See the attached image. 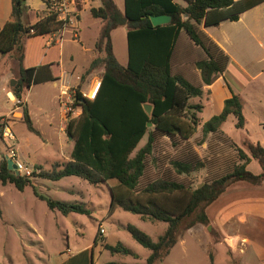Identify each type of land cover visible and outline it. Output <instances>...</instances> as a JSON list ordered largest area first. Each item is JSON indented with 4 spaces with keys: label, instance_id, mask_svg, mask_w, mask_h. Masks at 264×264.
<instances>
[{
    "label": "trees",
    "instance_id": "1",
    "mask_svg": "<svg viewBox=\"0 0 264 264\" xmlns=\"http://www.w3.org/2000/svg\"><path fill=\"white\" fill-rule=\"evenodd\" d=\"M24 1L10 0L9 17L0 27L1 61L6 60V67L12 60L16 64L12 73L15 84L13 87L8 84V88L19 101L32 85L58 80L52 74L51 64L30 68L22 66L25 40L52 36L64 24L57 19L56 13L47 8L46 0L45 14L29 23ZM99 1L100 6L89 9L90 17L102 22L94 44L97 55L81 75L80 84L90 73L102 69L100 86L93 100L82 97L80 84L69 90L71 107L79 109L78 115L68 116L63 129L66 137L72 140L70 161L50 170L35 167L31 177L27 178L8 171L4 157L0 160V183L12 184L22 191L35 177L53 182L76 177L91 186L108 185L114 181L113 185H108L111 196L109 211L118 207L138 216L141 221L166 225L155 242L132 225L124 227L137 244L149 251L143 263L132 264H157L176 245L179 231L188 230L195 224H208L205 209L231 184L245 182L256 186L264 181V149L258 144L248 143L249 156L232 146L236 157L231 163L226 162L224 174L220 173L194 188L190 187L191 181L185 180L191 173L204 168L203 161L187 147V142L198 129L197 115L202 104L189 101L201 98L202 87L211 85L221 76L228 63V57L203 29L216 27L223 21H236L241 13L264 0H180V3L176 0H123V11L112 0ZM150 15L169 16L170 22L152 26L148 19ZM119 27L126 28L125 66L114 56L110 38V33ZM181 32L202 53V57L193 63L199 72L198 83L189 82L172 72L174 45ZM143 105L151 106L149 115ZM20 106L21 120L27 131L38 136L25 106ZM229 115L236 120L235 128L241 129L244 124L242 104L235 95L223 101L219 114L202 124V138L220 132V126ZM144 137V144L137 148ZM161 139L167 140L179 156L157 157L161 152L156 147ZM251 159L260 166L259 174L246 169ZM165 163L173 171V179L164 176L168 173L163 169ZM151 168L155 171L150 173ZM148 176L155 178L141 185ZM38 198L49 210L58 211L63 216L88 214L78 204L43 196ZM104 249L111 254L133 256L119 244L115 247L104 245Z\"/></svg>",
    "mask_w": 264,
    "mask_h": 264
},
{
    "label": "rangeland",
    "instance_id": "2",
    "mask_svg": "<svg viewBox=\"0 0 264 264\" xmlns=\"http://www.w3.org/2000/svg\"><path fill=\"white\" fill-rule=\"evenodd\" d=\"M114 2L117 7L122 8L123 0H114ZM76 3L78 11L83 9L79 28L84 29L88 25L86 21L89 19L88 9L100 6V1L76 0ZM24 5L27 8V15L29 13L41 14L45 8L44 0H25ZM74 22L72 21L71 25L64 29L63 35H57V39L61 36L67 40L69 34L76 33ZM97 22L99 21L97 20ZM82 32L84 33V30ZM94 33L95 24L89 26L83 41L81 36L79 37L80 41L74 40L70 43L63 41L65 52H71L74 56L73 62L67 60L68 56L62 57L65 68L79 74L88 65V58L93 56V53L83 51L82 47L90 46L92 43L90 36ZM181 33L185 35L183 32ZM45 39V36H40L25 40L26 50L27 47L29 48L26 52L29 57L26 56L25 64L33 65L35 57L44 49ZM111 42L117 61L125 66L127 63L125 29L118 28L112 32ZM14 65L16 66L13 60L9 61L8 69L10 70ZM99 77L100 72L97 70L90 78H95L94 80L98 81ZM12 79L15 78L12 76ZM8 82L10 83V80ZM85 82L81 85L84 86ZM86 89L85 85L81 91L87 92ZM24 94L30 117H38L39 111L53 114L54 120L50 126L39 127L40 136L27 131L25 124L22 121H17L18 117H21L22 107L20 105H24L23 99L16 109L18 115L8 114L2 118L8 120L10 123L8 129L16 138L13 146L16 149L18 160L29 168L33 166V160H36L34 163L38 160L45 168H50L46 162L47 159H45L44 149L46 146L44 144L50 140V144H52L50 148H56L59 137H61L58 125L60 112L56 101L57 91L51 88V85H32ZM1 95L0 114L6 113L5 110H14L15 102L10 103L4 93ZM200 99H192L190 103H197V100L200 101ZM13 100L16 101L15 98ZM62 102H66V100ZM65 107L64 105L63 111L66 110ZM63 116L67 120L69 115L64 113ZM70 117L73 116L70 115ZM38 126L40 125L38 124ZM144 142L145 137L142 138L137 148L141 147ZM187 147L204 163V168L185 178L186 181H191V188L212 180L220 173L224 174L226 162L231 163L236 157L235 148L226 141V137L220 132L202 138L200 128H198L187 142ZM156 148L161 152L157 157L167 155L168 158H175L179 156L176 149H172L165 139L159 140ZM6 152V144L0 139V160L6 156ZM32 155L35 158L33 160L30 157ZM165 165L163 169H166L168 173H165L164 176L173 179L175 177L173 171L167 166V163ZM153 171L155 168L150 169V173ZM148 177L141 181V185H144L150 178H155ZM113 183L114 181H111L108 185L111 186ZM108 185L91 186L76 177H66L54 182L35 177L31 179V185L19 191L12 184L2 185L0 183V264H28V262H36L34 260L37 256L41 260H46L47 255H53L55 262L66 260V264H90V260L92 264L143 263L149 255V251L137 244L124 230V227L132 225L148 235L152 242H155L157 237L163 233L166 225L160 222L141 221L138 216L124 212L118 207L109 211L111 196ZM34 193L51 200L81 205L88 214L70 213L63 216L58 211L48 210L45 202ZM207 211L210 219L215 221L216 225L217 222L224 221L226 214H223L220 202L211 204ZM99 226L104 228L105 235H98ZM233 228L236 231L239 230L238 226H233ZM242 234L248 236L251 241L246 247L243 243H239V239L226 242V239L223 240L210 224H195L188 230L179 231L176 245L157 264H264V261H260L255 255L252 243L255 242L253 237L256 235L249 232ZM104 244L110 247L119 244L131 251L135 258L131 255L111 254L104 249ZM68 260L69 262H67Z\"/></svg>",
    "mask_w": 264,
    "mask_h": 264
},
{
    "label": "crops",
    "instance_id": "3",
    "mask_svg": "<svg viewBox=\"0 0 264 264\" xmlns=\"http://www.w3.org/2000/svg\"><path fill=\"white\" fill-rule=\"evenodd\" d=\"M112 1L115 4L114 0ZM176 2L180 3L181 1L176 0ZM115 6L117 7L116 4ZM123 7L124 3L121 9L119 7L117 8L120 11H123ZM81 11H79L77 20L73 23L75 24V28L77 30L75 36L72 37V34H69V38H67V40H64L60 36V38L53 44L50 43L51 36H45L46 41L43 45L44 49L39 53L38 56L35 55V62L32 66L25 64L26 56L29 57L28 53H26L29 48L27 47L26 50V46H24L22 61V66L24 68L51 64L53 76L58 77V80L54 82H45L33 85H51V88H54L57 91L56 101L59 105L60 112L58 116V125L60 132L59 136H61L59 137L60 139L56 148H50L52 145L50 144V140L44 144V146H46V149H44L46 153L45 159H47L46 162L50 168H45L38 160L34 163L36 160H33L35 158L32 155L30 157L33 160V166L31 167L33 169L35 167H41L43 170H50L53 166L57 165L58 167H61L70 161L72 140L66 137L63 130L65 126L64 124L67 122V120L64 119L63 116V104L59 101V94L61 90L68 89L69 92L70 88L77 87L80 84L81 75L84 74L92 59L97 55L94 50V44L102 26V22L99 19H93L89 15V19L86 21L90 27L95 24V33L94 35L90 36L92 39L90 46L88 48L82 47V49L85 52L93 53V56L88 58V65L79 74H75L74 70L70 71L65 68L64 58L62 57L66 58L68 56L67 60L73 62L74 56L71 52H65L63 41L69 43L74 40L80 41V36L83 41V37L86 36L87 30L89 29L88 25L85 26L84 29L81 28L84 30L83 33L79 28V23L81 21ZM9 14L10 0H0V27L8 19ZM41 14L33 15L29 13V15H27L28 22L31 20L29 23H33L37 16H42ZM97 20L99 22H97ZM119 28L125 29L126 36V28ZM203 31L206 36L211 41H213L228 57V63L226 64V69L221 76H219L211 85L202 87V98H194L198 100L200 99V101L197 100V102L202 104V110L197 115L199 119L198 128H200L202 124L212 116L221 112L224 100L230 98L232 95L237 96L242 104V116L244 119L243 127L241 129H236L234 126L236 120L232 115H229L227 116L225 122L220 126L219 130L220 133L226 137V141L232 144V146L235 145L236 147L240 148L247 156H249V153L246 149L247 143L253 145L258 144L264 149V2L241 13L238 20L236 21H223L218 26L207 27L204 28ZM112 32L110 33V38ZM62 33L64 34V30L59 33V35H63ZM201 57V51L192 45L185 35L180 33L175 42L172 55L173 74L180 75L192 83L200 82L199 72L194 68L193 63ZM1 60L2 57L0 56V64L2 63L0 66V97L2 96L1 94L4 93L8 102L12 103L14 96L8 88V81L12 79V70L14 69L15 65L9 70L8 66L6 67L4 64L6 60ZM98 71L101 73L102 69H99ZM93 73H90L81 82L83 83L86 81L84 83V86L86 85L87 88L86 90L90 89L96 82L94 80L95 78H90L93 76ZM84 86L80 84V90ZM22 99L26 108L25 94L23 95ZM26 110L28 112L27 108ZM5 111L6 113H1L0 117L7 116L8 114H19L16 109H9ZM39 112L40 114L36 118L30 117L31 115L28 112L32 125L37 131L39 127H44L47 125L50 126V123L54 120L52 113L44 111ZM17 121H22L21 117H18ZM38 124L40 126H38ZM38 136H40V133ZM246 169L253 174H259L261 172L260 166L253 159H251L246 165ZM217 202H220L223 208V214H226L224 215L225 219L222 222H217V226L215 221L210 219L207 211L211 206L210 204L205 209V213L208 218V224L214 227L220 237L223 240L226 239V242L239 239V243H243L244 247H246L247 244H250L251 241L248 236H245L242 233L249 232L255 234L256 237H253L255 242L252 243L254 246L255 255L260 261H264V181L260 185L256 186L245 182L233 183L228 188H226V190L213 203L216 204ZM233 226H238L239 230H234ZM217 227L222 230L220 231ZM105 234L106 232L104 230L103 235ZM90 249L92 250V248ZM68 255L69 254L67 253V256ZM54 258L55 257L53 255H47L46 260H41L40 257L37 256L34 260L36 262L32 261L28 262V264H66V260L63 262H55ZM67 262H69V260ZM90 264H92L91 260Z\"/></svg>",
    "mask_w": 264,
    "mask_h": 264
},
{
    "label": "built area",
    "instance_id": "4",
    "mask_svg": "<svg viewBox=\"0 0 264 264\" xmlns=\"http://www.w3.org/2000/svg\"><path fill=\"white\" fill-rule=\"evenodd\" d=\"M47 2V8L56 13L57 19L59 21L64 22L63 28L58 31L54 36H51L50 43H55L57 39V35L59 36V33H61L64 29H66L68 26L71 25L72 21L77 20V15L79 13L77 8L76 0H46ZM75 36V32L72 33V37ZM100 86V81H96L94 85L87 90V92H83L80 90V93L83 98H87L89 100H93L98 89ZM75 88V87H74ZM68 93V89H64L60 91L59 94V101L63 103L62 106H66V110L64 111L65 115H71L76 116L79 113V109H74L71 107V96L70 92ZM66 99V102H62ZM16 107L15 109H18V106L21 104V100L12 101ZM74 114V115H73ZM9 122L8 120L0 117V139L5 142L7 152L5 159L11 161L12 165H14V170L17 172V175L20 177H31V174L34 172L33 168H29L22 162H20L17 158L16 149L13 146V142L15 140L14 135L9 131L8 129ZM98 234L102 236L104 234V229L99 226L98 228Z\"/></svg>",
    "mask_w": 264,
    "mask_h": 264
},
{
    "label": "water",
    "instance_id": "5",
    "mask_svg": "<svg viewBox=\"0 0 264 264\" xmlns=\"http://www.w3.org/2000/svg\"><path fill=\"white\" fill-rule=\"evenodd\" d=\"M148 19L151 23L152 26H160V25H166L170 22V17L169 16H166V15H160V16H148ZM15 84V80L14 79H11L10 80V87H13ZM143 109L145 111V113L147 115H149L151 113V106L149 105H143ZM147 126L149 127L150 124L148 123ZM6 165H7V170L8 171H11L14 173V175L17 176V172L16 171H13L14 170V165H12L11 161L9 160H6Z\"/></svg>",
    "mask_w": 264,
    "mask_h": 264
}]
</instances>
